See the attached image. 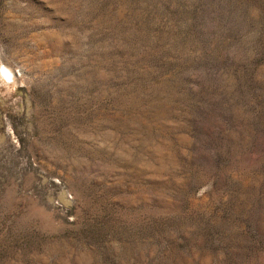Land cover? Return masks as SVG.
Returning <instances> with one entry per match:
<instances>
[{
	"label": "rangeland",
	"instance_id": "1",
	"mask_svg": "<svg viewBox=\"0 0 264 264\" xmlns=\"http://www.w3.org/2000/svg\"><path fill=\"white\" fill-rule=\"evenodd\" d=\"M0 264H264V0H0Z\"/></svg>",
	"mask_w": 264,
	"mask_h": 264
}]
</instances>
